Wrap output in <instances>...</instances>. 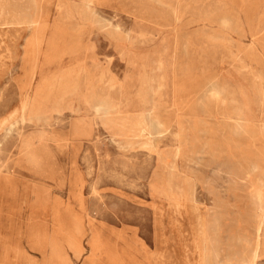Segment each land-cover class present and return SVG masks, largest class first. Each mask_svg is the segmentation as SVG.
<instances>
[{"label": "rangeland", "instance_id": "374dc122", "mask_svg": "<svg viewBox=\"0 0 264 264\" xmlns=\"http://www.w3.org/2000/svg\"><path fill=\"white\" fill-rule=\"evenodd\" d=\"M263 246L264 0H0V264Z\"/></svg>", "mask_w": 264, "mask_h": 264}, {"label": "bare ground", "instance_id": "6f19581e", "mask_svg": "<svg viewBox=\"0 0 264 264\" xmlns=\"http://www.w3.org/2000/svg\"><path fill=\"white\" fill-rule=\"evenodd\" d=\"M61 36H63L61 33H59V37H61ZM78 57V56H77ZM84 71V70H83ZM108 73V72H107ZM110 73V72H109ZM67 74V73H66ZM101 74V73H100ZM102 74H103V76H104V73L102 72ZM75 75V74H74ZM92 77V76H91ZM61 78V77H60ZM60 78H58V79H60ZM79 78V77H78ZM114 78H115V76H114ZM62 79V78H61ZM74 79V78H73ZM101 79H102V77H101ZM112 79V78H111ZM57 80V79H56ZM97 80H98V78H97ZM106 80V79H105ZM114 80H116V79H114ZM58 81V80H57ZM86 81H88V80H86ZM90 81V80H89ZM88 81V82H89ZM101 81V80H100ZM103 81V80H102ZM118 81V80H117ZM72 82V81H71ZM73 82H76V80L75 81H73ZM91 82V81H90ZM89 82V83H90ZM109 82V81H108ZM70 83V82H69ZM52 84V83H51ZM56 84V83H55ZM54 84V85H55ZM76 84V83H75ZM92 84V83H91ZM67 85H68V83H67ZM74 85V84H73ZM78 85V84H77ZM87 85H88V83H87ZM90 85V84H89ZM101 85V84H100ZM108 85V84H107ZM57 86V85H56ZM98 86V85H97ZM51 87V86H50ZM100 87V86H99ZM104 87H105V85H104ZM103 87V88H104ZM116 88H119L118 90H119V92H120V88H121V85L120 84H118L117 85V87ZM46 90V89H45ZM49 90V89H48ZM52 90V89H51ZM50 90V91H51ZM67 90H69V89H67ZM66 90V91H67ZM92 90V89H91ZM95 90V89H94ZM110 90V89H109ZM86 91V90H85ZM35 92H37V91H35ZM53 92H55V91H53ZM52 92V93H53ZM89 92V91H88ZM106 92V91H105ZM109 92V94H110V91H108ZM44 93V92H43ZM48 94H49V92H47ZM51 93V92H50ZM55 93H57V92H55ZM91 93V92H90ZM60 94V93H59ZM114 94V93H113ZM119 94V93H118ZM34 95H36V94H34ZM52 95V94H51ZM108 94H102V93H96V94H94L93 92L89 95L90 96V98L91 99H94V98H99L100 99V102H101V104H99V105H103V110H104V112H108V111H110V110H117L116 108L118 107V117H113V116H106L105 118H104V120H103V123H111V125L113 126V125H115V127L117 126V128H119V130H120V128H121V132H122V134H126V133H128V130H132V127H127L128 125H127V122H128V118L129 117H131V115L130 114H125V113H123V110L122 109H120L121 107L119 106L120 104H119V101H118V99H116V98H112V97H110L109 95L107 96ZM46 97H47V95H45ZM119 96V95H118ZM42 97V96H41ZM45 97V98H46ZM53 98H54V96H53ZM45 100V99H44ZM49 100V99H48ZM47 100V101H48ZM41 101V100H40ZM43 101V100H42ZM43 102H45V101H43ZM46 103V102H45ZM58 103V102H57ZM43 105V104H42ZM54 105V104H53ZM57 106V105H56ZM43 108V107H42ZM45 108V107H44ZM101 108V107H100ZM135 108H137L138 110H140V112L141 111H148L146 108L147 107H145V106H138V107H135ZM127 110V109H126ZM113 112V111H112ZM107 115H109V114H107ZM139 119V118H138ZM133 121H134V119H133ZM143 121V120H142ZM136 122H137V120H136ZM190 122V121H189ZM189 122H187V123H189ZM126 123V124H125ZM185 123V122H184ZM154 124V123H153ZM106 125V124H105ZM137 125V124H136ZM135 125V126H136ZM204 125V124H203ZM131 126V125H130ZM183 126V125H182ZM214 126V125H213ZM212 126V127H213ZM243 126V125H242ZM127 127V128H126ZM139 127V125L137 126V128ZM179 127V126H178ZM214 127H216V126H214ZM224 127H225V125H224ZM241 127V126H240ZM222 128V127H221ZM226 128V127H225ZM236 128H239V127H236ZM249 129V128H248ZM222 130V129H221ZM229 130V129H228ZM233 130V129H232ZM238 130V129H237ZM118 131V130H117ZM179 131V130H178ZM242 131V130H241ZM222 132V131H221ZM228 132V131H227ZM232 132V131H231ZM179 134H180V132H178ZM182 133V132H181ZM194 133V132H193ZM219 133V132H218ZM236 133V132H235ZM83 134V133H82ZM117 134V133H116ZM120 134V133H119ZM178 134V135H179ZM231 134V133H230ZM181 135H184V133L183 134H181ZM233 135V134H232ZM133 136V135H132ZM213 136V135H212ZM218 136V135H217ZM231 136V135H230ZM222 137V136H221ZM243 137V136H242ZM216 138V137H215ZM218 138V137H217ZM231 138V137H230ZM237 138V137H236ZM224 139V138H223ZM215 142H216V140H215ZM227 142V141H226ZM185 143V142H184ZM196 143V142H195ZM194 143V144H195ZM224 143V142H223ZM203 145V144H202ZM206 145V144H205ZM220 145V144H219ZM218 146V145H217ZM180 147H182V146H180ZM218 147H220V146H218ZM217 147V148H218ZM213 149V148H212ZM226 149V148H225ZM227 150V149H226ZM222 151V150H221ZM225 151V150H224ZM176 165V164H175ZM182 174V173H181ZM177 183V182H176ZM103 189V188H102ZM168 204V203H167ZM199 204V203H198ZM178 206V205H177ZM209 206V205H208ZM173 207V206H172ZM178 208V207H177ZM178 213V212H177ZM215 229V228H214ZM201 231V230H200ZM194 242V241H193ZM195 244V243H194ZM264 247V246H263ZM155 262V261H154Z\"/></svg>", "mask_w": 264, "mask_h": 264}]
</instances>
